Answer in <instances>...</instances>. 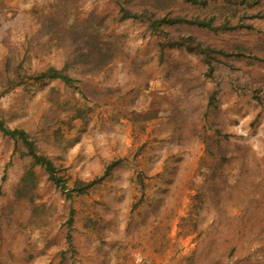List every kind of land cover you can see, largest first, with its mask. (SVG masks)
<instances>
[{
    "label": "rangeland",
    "instance_id": "1",
    "mask_svg": "<svg viewBox=\"0 0 264 264\" xmlns=\"http://www.w3.org/2000/svg\"><path fill=\"white\" fill-rule=\"evenodd\" d=\"M0 119V264H264V0H0Z\"/></svg>",
    "mask_w": 264,
    "mask_h": 264
},
{
    "label": "trees",
    "instance_id": "2",
    "mask_svg": "<svg viewBox=\"0 0 264 264\" xmlns=\"http://www.w3.org/2000/svg\"><path fill=\"white\" fill-rule=\"evenodd\" d=\"M165 21V20H161ZM58 77L62 78L65 81L69 80L66 74H63L60 69L49 67L39 73H37V77ZM0 130L4 135H7L9 138L14 139L16 142H20L22 146L25 148L24 154L30 158L32 165H40L43 167L45 172H47L49 179L57 186L63 187V179L56 172V167L52 163V161L42 153H38L36 150V146L33 140L29 137V134L22 128H9L8 126H4L2 120L0 119ZM28 177L32 175V172H28L26 174ZM95 181L84 182L81 180L75 181V186L70 191H78L82 192L88 187H90Z\"/></svg>",
    "mask_w": 264,
    "mask_h": 264
}]
</instances>
